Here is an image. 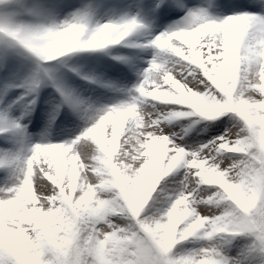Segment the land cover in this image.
I'll return each mask as SVG.
<instances>
[{"label":"snow or ice","instance_id":"snow-or-ice-1","mask_svg":"<svg viewBox=\"0 0 264 264\" xmlns=\"http://www.w3.org/2000/svg\"><path fill=\"white\" fill-rule=\"evenodd\" d=\"M66 7L0 0L6 77L19 49L48 74L83 53L136 71L120 45L152 58L131 88L82 75L111 104L53 81L83 121L67 139L0 100V264H264V0H142L105 23Z\"/></svg>","mask_w":264,"mask_h":264},{"label":"rangeland","instance_id":"rangeland-1","mask_svg":"<svg viewBox=\"0 0 264 264\" xmlns=\"http://www.w3.org/2000/svg\"><path fill=\"white\" fill-rule=\"evenodd\" d=\"M52 3L61 4V5H70V7L61 8L56 11L55 13L56 17L60 21L69 18L72 13H75L76 11L82 9V8H75L74 6H72L71 2H66L65 0H53ZM104 4L106 5V3ZM86 6H91L93 8L94 2L91 0V2H89ZM93 9L95 11L94 21L99 23L108 22V19H119L120 17L125 15L139 16L138 14L143 10L141 7V0H138V4H136V0H129V7L125 10L118 9L114 6V8H112L110 12V15L108 9L107 8L103 9L101 4L96 5ZM157 22L159 24V21ZM167 23L171 24L173 23V21H168ZM159 30L162 29H159L157 27V31ZM136 39H137L136 37L131 38V40L133 41H136ZM126 57H129L133 61V63L136 64L137 66L136 71H132L129 65L124 68L116 66L117 69L123 70L122 73H118L114 71L109 72L107 71L106 67H102L98 71L99 73L96 76H98V78L101 77L106 78L110 80L112 83L116 84L118 87H124V86L133 87L139 78L137 73L142 68L147 66L146 62L150 60L152 57L150 54L143 53L140 50L136 52L135 57L129 55H127ZM11 59L14 58L11 57ZM16 63L18 64V69L21 74L15 72V75L13 76L14 80L11 79L7 84L8 88L6 90V93L7 92L12 93L14 91L15 93L10 100H8L5 104H3V106L13 105L15 108V113L18 116L24 113H28V115H26L25 117L24 123L28 125L29 131L32 133L33 136L47 134L54 141H58V140L70 138V136L68 135V130L74 127H75V133L73 134H78L80 129L79 127H76V125L82 126L83 121L80 119L79 115L73 110V108H71L69 105H67L66 107L65 118L62 121V123L59 126L51 125L50 118H47V116L50 117V112L52 110H56L58 102L57 99L54 98L53 93L51 92L50 94L48 85L46 86L44 91V96H46V99L48 100L42 108L44 112V116L39 126L35 124V120L32 118L33 109L35 108V106H33L31 102L34 100V97H36L37 91L35 92L31 91L29 85L35 81L34 75H38L35 72V70L37 71L36 62L35 64L32 62L23 64L22 59L17 58ZM79 70L83 71L84 73H91L90 76L96 77L93 71H90V68H88V70L86 68H80ZM31 79H33L32 82ZM65 82H66L65 79L61 80L63 88L75 93L76 95L80 96L82 99L88 100L93 103L99 101L100 104H111L117 102L120 98H122L119 93L109 92L106 89H102L99 87L94 88L92 86H82L77 83L71 85V89H69L68 87H66L67 84ZM2 98L3 97H0V100ZM70 121L74 123H69ZM221 132H223V129H221Z\"/></svg>","mask_w":264,"mask_h":264}]
</instances>
